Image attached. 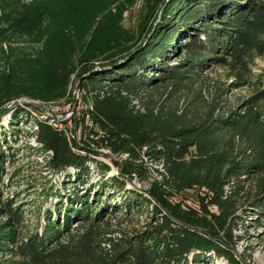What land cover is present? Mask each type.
I'll return each instance as SVG.
<instances>
[{"label":"trees","instance_id":"1","mask_svg":"<svg viewBox=\"0 0 264 264\" xmlns=\"http://www.w3.org/2000/svg\"><path fill=\"white\" fill-rule=\"evenodd\" d=\"M134 1L0 0V38L40 43L31 53L11 47L0 64V113L10 110L13 125L29 114L18 98L59 100L74 80L86 104L76 119H35L45 167L73 171L43 222L36 204L30 223L14 194L0 198V264H246L237 220L251 212L264 225V74L254 70L264 0H143L129 30L122 15ZM5 152L0 144V185ZM100 153L119 157L115 174L91 158ZM144 159L160 164L159 176ZM89 160L105 174L95 184ZM134 177L148 180L146 195L127 186ZM143 211L145 222L103 254L99 222Z\"/></svg>","mask_w":264,"mask_h":264},{"label":"rangeland","instance_id":"2","mask_svg":"<svg viewBox=\"0 0 264 264\" xmlns=\"http://www.w3.org/2000/svg\"><path fill=\"white\" fill-rule=\"evenodd\" d=\"M30 2V0H24ZM82 2V1H81ZM84 8L89 9V6L94 4L88 3ZM118 2V1H116ZM102 3L95 4L99 6ZM143 0H135L132 5H128V9L123 12L122 23L129 30H135L139 17V10L143 6ZM115 5H112L113 9ZM80 6V5H79ZM81 7V6H80ZM24 39V38H23ZM18 39L17 37L4 39L0 38V64L6 63L10 48H18L31 53L39 47L40 43L35 41ZM256 73L264 74V58H257L254 65ZM220 70H210V78L215 81L225 82L226 79ZM212 80L210 82L212 83ZM207 88V87H206ZM247 89L242 88L229 92V101L233 103L239 96L247 93ZM66 96L54 101L32 100L26 97L18 98L17 105L24 106L29 114L23 116L21 120L10 122V110L0 113V144L5 153L9 155V160L4 163L3 183L0 185V198L5 200L11 195H15L16 202L21 203L30 223L34 222V214L32 212L33 205L36 204L41 208V222H43L42 211L45 208L52 207L55 199V187L59 186L62 177L65 174H72L73 169L68 167L65 171L55 172L45 167L44 161L46 154L38 150L39 143L35 140L33 131L36 128L35 119L47 120L50 122H60L62 120H71L77 117L80 113L78 110L86 104L82 100V94L76 86L75 80L71 82ZM30 104L29 106H27ZM135 105L137 103H134ZM65 122V121H64ZM76 124V123H75ZM11 125V126H10ZM75 126V125H74ZM72 127V129L74 128ZM12 130H17L12 133ZM97 161L106 163L110 166V170L105 172L106 176L115 174L117 168L111 162L112 159H119L115 155H91ZM144 163L150 168V177L159 176L156 169L162 170L160 164L144 159ZM90 172L88 177L89 182L96 183L102 180L104 172L96 165L95 161L89 160ZM8 174L10 179L8 180ZM151 180V179H149ZM7 181V183H6ZM6 183V184H5ZM54 186V187H53ZM128 187H135L146 195L145 189L148 188V180H139L134 177L127 182ZM191 205L196 206L195 193L191 191L187 194ZM246 216V217H244ZM255 214L249 212L241 215L234 227L233 234L236 238L235 251L237 255L246 259V264H264V225H258L254 220L250 221ZM146 213L140 212L137 214L124 215L123 213L109 214L99 222V243L100 250L105 255L112 252L113 244L125 234H129L133 229L140 227L146 220ZM6 220L5 216H0V221ZM84 227H73L72 233H82ZM250 255V257H249ZM216 264H227L224 258L216 259Z\"/></svg>","mask_w":264,"mask_h":264}]
</instances>
